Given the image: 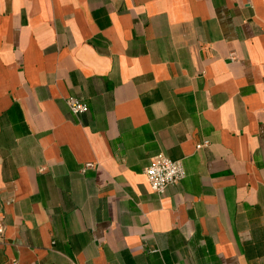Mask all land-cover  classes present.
Masks as SVG:
<instances>
[{"label": "crops", "instance_id": "obj_1", "mask_svg": "<svg viewBox=\"0 0 264 264\" xmlns=\"http://www.w3.org/2000/svg\"><path fill=\"white\" fill-rule=\"evenodd\" d=\"M0 221V264H264V0H0Z\"/></svg>", "mask_w": 264, "mask_h": 264}, {"label": "built area", "instance_id": "obj_2", "mask_svg": "<svg viewBox=\"0 0 264 264\" xmlns=\"http://www.w3.org/2000/svg\"><path fill=\"white\" fill-rule=\"evenodd\" d=\"M67 102L71 110L75 113H83L88 110V103L85 99L79 96L71 95L67 98ZM208 141L198 143V147L206 145ZM94 162L85 163L83 170L94 166ZM145 173L149 186L152 190L162 194L171 184L180 182L186 175V169L183 161L173 159L169 156L159 153L153 157L150 163L146 166ZM5 226L0 221V243L3 241Z\"/></svg>", "mask_w": 264, "mask_h": 264}]
</instances>
